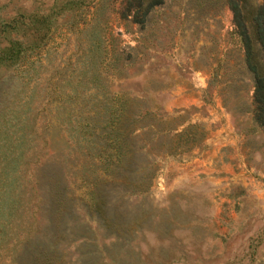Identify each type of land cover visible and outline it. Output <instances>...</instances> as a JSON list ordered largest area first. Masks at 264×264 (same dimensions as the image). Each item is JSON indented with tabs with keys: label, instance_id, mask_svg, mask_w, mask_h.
<instances>
[{
	"label": "rangeland",
	"instance_id": "obj_1",
	"mask_svg": "<svg viewBox=\"0 0 264 264\" xmlns=\"http://www.w3.org/2000/svg\"><path fill=\"white\" fill-rule=\"evenodd\" d=\"M125 1L0 0V264H264L232 10L163 0L141 24Z\"/></svg>",
	"mask_w": 264,
	"mask_h": 264
},
{
	"label": "trees",
	"instance_id": "obj_2",
	"mask_svg": "<svg viewBox=\"0 0 264 264\" xmlns=\"http://www.w3.org/2000/svg\"><path fill=\"white\" fill-rule=\"evenodd\" d=\"M233 14L236 32L239 34L244 48L247 66L254 74L253 116L264 128V3L254 5L249 13L245 10L244 0H226ZM163 0H126L121 16L131 15L135 22L143 24L149 12ZM259 50L263 54L259 55ZM126 98H118L111 112L115 115L127 110Z\"/></svg>",
	"mask_w": 264,
	"mask_h": 264
}]
</instances>
